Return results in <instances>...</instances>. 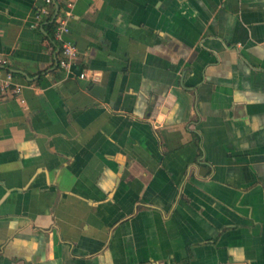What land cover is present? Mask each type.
<instances>
[{"label":"crops","instance_id":"obj_1","mask_svg":"<svg viewBox=\"0 0 264 264\" xmlns=\"http://www.w3.org/2000/svg\"><path fill=\"white\" fill-rule=\"evenodd\" d=\"M45 5L0 0V264H264V0Z\"/></svg>","mask_w":264,"mask_h":264},{"label":"built area","instance_id":"obj_2","mask_svg":"<svg viewBox=\"0 0 264 264\" xmlns=\"http://www.w3.org/2000/svg\"><path fill=\"white\" fill-rule=\"evenodd\" d=\"M45 6L40 10V13L43 15L53 16L52 11L48 8V4H51L53 0H44ZM71 15L70 11L58 12L53 21L56 23V32L55 39L60 45L62 58L59 62V65L65 70H69L74 64L78 57V48L77 45L68 39L66 36L70 33V27L68 25V18ZM8 61L0 54V91L2 93H11L14 97L19 99V101L26 105V100L23 97L22 87L14 82V72L8 68ZM88 73L81 72L80 77L86 78ZM94 80H97L96 77H93Z\"/></svg>","mask_w":264,"mask_h":264},{"label":"trees","instance_id":"obj_3","mask_svg":"<svg viewBox=\"0 0 264 264\" xmlns=\"http://www.w3.org/2000/svg\"><path fill=\"white\" fill-rule=\"evenodd\" d=\"M42 24L46 26L47 28L51 29V34L55 33L56 29V23L52 21L51 17H46L43 19ZM54 37V35H53Z\"/></svg>","mask_w":264,"mask_h":264},{"label":"water","instance_id":"obj_4","mask_svg":"<svg viewBox=\"0 0 264 264\" xmlns=\"http://www.w3.org/2000/svg\"><path fill=\"white\" fill-rule=\"evenodd\" d=\"M231 264H244V263H231Z\"/></svg>","mask_w":264,"mask_h":264}]
</instances>
